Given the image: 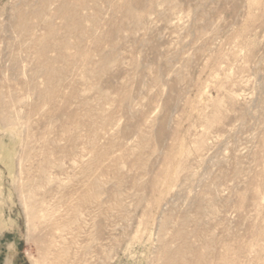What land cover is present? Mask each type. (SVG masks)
<instances>
[{
    "label": "rangeland",
    "instance_id": "obj_1",
    "mask_svg": "<svg viewBox=\"0 0 264 264\" xmlns=\"http://www.w3.org/2000/svg\"><path fill=\"white\" fill-rule=\"evenodd\" d=\"M0 264H264V0H0Z\"/></svg>",
    "mask_w": 264,
    "mask_h": 264
}]
</instances>
